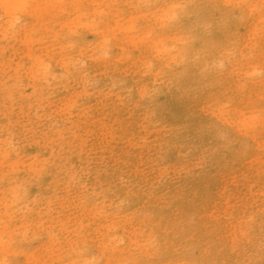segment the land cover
<instances>
[{
    "label": "rangeland",
    "instance_id": "obj_1",
    "mask_svg": "<svg viewBox=\"0 0 264 264\" xmlns=\"http://www.w3.org/2000/svg\"><path fill=\"white\" fill-rule=\"evenodd\" d=\"M8 1L0 264H264V0Z\"/></svg>",
    "mask_w": 264,
    "mask_h": 264
},
{
    "label": "bare ground",
    "instance_id": "obj_2",
    "mask_svg": "<svg viewBox=\"0 0 264 264\" xmlns=\"http://www.w3.org/2000/svg\"><path fill=\"white\" fill-rule=\"evenodd\" d=\"M3 2H2V4L7 8L8 7V3H9V1L8 0H2Z\"/></svg>",
    "mask_w": 264,
    "mask_h": 264
},
{
    "label": "snow or ice",
    "instance_id": "obj_3",
    "mask_svg": "<svg viewBox=\"0 0 264 264\" xmlns=\"http://www.w3.org/2000/svg\"><path fill=\"white\" fill-rule=\"evenodd\" d=\"M175 7L179 8L180 6L179 5H176Z\"/></svg>",
    "mask_w": 264,
    "mask_h": 264
}]
</instances>
